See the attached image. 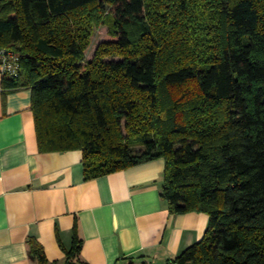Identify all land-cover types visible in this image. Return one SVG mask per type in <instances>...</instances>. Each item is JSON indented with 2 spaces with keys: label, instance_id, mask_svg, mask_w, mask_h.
Wrapping results in <instances>:
<instances>
[{
  "label": "trees",
  "instance_id": "obj_1",
  "mask_svg": "<svg viewBox=\"0 0 264 264\" xmlns=\"http://www.w3.org/2000/svg\"><path fill=\"white\" fill-rule=\"evenodd\" d=\"M0 48L40 152L81 151L85 181L161 159L169 212L208 216L168 264H264V0H0ZM81 248L76 223L62 263L28 240L37 264Z\"/></svg>",
  "mask_w": 264,
  "mask_h": 264
},
{
  "label": "crops",
  "instance_id": "obj_2",
  "mask_svg": "<svg viewBox=\"0 0 264 264\" xmlns=\"http://www.w3.org/2000/svg\"><path fill=\"white\" fill-rule=\"evenodd\" d=\"M31 105L0 75V264H37L30 239L62 263L75 223L86 264H168L203 238L206 214L172 215L160 197L163 160L85 181L81 151H39Z\"/></svg>",
  "mask_w": 264,
  "mask_h": 264
},
{
  "label": "built area",
  "instance_id": "obj_3",
  "mask_svg": "<svg viewBox=\"0 0 264 264\" xmlns=\"http://www.w3.org/2000/svg\"><path fill=\"white\" fill-rule=\"evenodd\" d=\"M19 69V57L12 50L0 48V75L16 77Z\"/></svg>",
  "mask_w": 264,
  "mask_h": 264
},
{
  "label": "rangeland",
  "instance_id": "obj_4",
  "mask_svg": "<svg viewBox=\"0 0 264 264\" xmlns=\"http://www.w3.org/2000/svg\"><path fill=\"white\" fill-rule=\"evenodd\" d=\"M110 40L111 36L108 33L107 26L95 28L91 36V44L85 53V61H90L93 58L94 52L100 43ZM111 60L117 61L118 59L112 58ZM135 150H139V148H136Z\"/></svg>",
  "mask_w": 264,
  "mask_h": 264
}]
</instances>
